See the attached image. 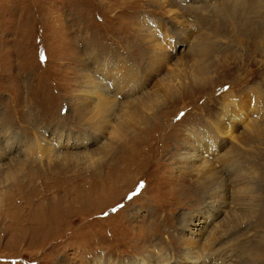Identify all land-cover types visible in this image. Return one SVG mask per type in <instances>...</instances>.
<instances>
[{"label":"rangeland","instance_id":"374dc122","mask_svg":"<svg viewBox=\"0 0 264 264\" xmlns=\"http://www.w3.org/2000/svg\"><path fill=\"white\" fill-rule=\"evenodd\" d=\"M154 1L0 0V264H187L185 243L223 223L212 254L264 264V0H157L163 12ZM202 38L211 69L195 82L190 55ZM110 62L128 66L130 85L101 97ZM101 98H113L108 112L95 106ZM125 105L142 122L128 120L120 138L112 131ZM149 105L161 106L145 121ZM226 108L229 131L209 130ZM41 142L53 154L33 150ZM193 151L226 190L218 182L200 196L184 171ZM222 157L248 170L260 198L248 180L234 198L239 178Z\"/></svg>","mask_w":264,"mask_h":264},{"label":"bare ground","instance_id":"6f19581e","mask_svg":"<svg viewBox=\"0 0 264 264\" xmlns=\"http://www.w3.org/2000/svg\"><path fill=\"white\" fill-rule=\"evenodd\" d=\"M112 1V0H111ZM115 2H116V4L118 3H122V4H120V5H118V7H120L121 5H123V2H126V0H124V1H122V2H120V1H118V0H114ZM153 1V0H152ZM155 3H157V2H159L160 4H158V5H160L159 6V8H158V10L160 9V11L161 12H163V7H165L168 3H166L167 1H157V0H155L154 1ZM219 2V1H218ZM129 3H131V0H129ZM126 4V3H125ZM135 4H137V2L135 3ZM132 4H127L126 6H124L123 5V7L125 8V7H127V6H131ZM116 6V5H115ZM122 7V8H123ZM227 7V6H226ZM121 8V9H122ZM202 8H204V7H202ZM224 8V7H223ZM207 11V10H206ZM209 11V10H208ZM221 11H224V9H222ZM227 11V8L225 9V11L223 12V13H225ZM218 12V11H217ZM220 12V11H219ZM259 12V11H258ZM205 13V12H204ZM208 13V12H207ZM202 14H203V12H202ZM235 14V13H234ZM218 21V20H217ZM264 24V23H263ZM260 25V24H259ZM249 26V25H248ZM251 26V25H250ZM255 27V26H254ZM256 29V28H255ZM260 29V28H259ZM250 30V29H249ZM253 30V29H252ZM261 30V29H260ZM112 32V31H111ZM113 33V32H112ZM156 34V33H155ZM158 34L159 33H157L156 34V39H157V41H158V38H159V36H158ZM258 34V33H257ZM154 37H155V35H154ZM255 37V36H254ZM259 37V36H258ZM204 38H202L201 39V41L200 42H198L199 43V46H198V49H195L194 50V52L190 55L191 57H193V58H195L194 60L196 61V63L194 64V66L192 65V67L194 68V67H196V68H198V70L200 71V74H198L197 75V77H196V80H195V82L197 81V80H203V79H205L206 77H208V75H209V73H210V69H211V67H210V65L207 63V61H206V59H208V57L207 56H209V53L211 52V50H210V52H208V50L206 49V48H204ZM209 46V45H208ZM213 46H215V45H213ZM209 49V48H208ZM168 50V49H167ZM164 51H166L165 49H164V46L161 44V47H160V49L158 50V51H156V52H154V55H157V54H159V58H160V55L161 56H163V52ZM165 54V53H164ZM165 57V56H164ZM165 59V58H164ZM161 60L163 61V58H161ZM156 62L158 63V65H160L161 63L159 62V61H157V58H155V57H153L152 58V66L154 65V64H156ZM93 63V62H92ZM89 64V63H88ZM103 69H102V73H103V75H104V81L105 82H103L105 85L104 86H101V89L99 90L100 91V93H101V97H106V94L107 93H110V89H109V87H111V84H114V86L118 89L120 86H129L130 84L129 83H126L125 82V80H123L124 79V76L125 75H128L127 73H126V69H128V66L126 65V64H121V63H116V64H113L112 62H110V63H104L103 64ZM191 67V68H192ZM206 71H205V70ZM122 72V74H120L119 72ZM195 74H194V77L193 78H195ZM191 79L190 81H194V79ZM88 79V78H87ZM127 79V81H129V79L128 78H126ZM187 80V79H186ZM89 81V80H88ZM191 82V83H192ZM89 83H96V84H98V83H100L101 84V82H99V81H95L94 79H93V77L90 79V81H89ZM96 84H95V86H96ZM186 84V83H185ZM168 85V83L166 84V86ZM171 86V85H170ZM118 92H119V90H118ZM117 93V92H116ZM96 94H98V91L96 92ZM257 94V93H256ZM88 96H89V94H88ZM87 96V97H88ZM141 96H144V94L143 95H141ZM143 98V97H142ZM257 98H259V97H257ZM84 99V98H83ZM107 100V104L109 105V104H111V103H113V98L112 99H106ZM137 100V99H136ZM144 100V99H143ZM151 100H152V98H151ZM259 100V99H258ZM95 101H97L96 99H95ZM101 101H103V99L101 98V100L99 101V102H97L96 103V105L95 106H97V107H100V108H104L105 109V111L104 112H108L109 111V107H108V105L107 104H104V103H102ZM149 101V100H148ZM132 102V101H131ZM142 102V101H141ZM145 102V101H144ZM259 103V102H258ZM110 106V105H109ZM161 106V105H160ZM160 106H158V107H156L155 109H153L154 110V112H153V114H152V111H151V105H149L148 107H147V109H148V111H149V113H148V115L145 117V121L151 116V114H152V116L151 117H155L156 116V113H157V110L160 108ZM111 107V106H110ZM137 108V107H136ZM225 108V107H224ZM83 110V109H82ZM99 112L98 113H101V111L99 110V109H97ZM122 110V113H121V116H120V119H119V125L116 127V128H113V131H112V134L114 135V136H118V137H124V135L126 134V132H127V128H128V126H129V123H126L128 120H135V125H137V124H140L142 121H141V118H142V112H141V109L139 108V109H134L131 113H130V111H129V109H128V105H125L124 107H123V109H121ZM147 111V112H148ZM104 112H102V113H104ZM156 112V113H155ZM227 113H228V110H227V108L225 109V111H224V113H223V115H222V117L223 118H221L218 122H214V124L212 125V128H210L209 130H212V131H214V130H216V133H227L229 130H228V125H229V122H228V118H227ZM87 117V116H86ZM113 117V116H112ZM158 117V116H157ZM231 118V117H230ZM96 119V118H95ZM102 119V118H101ZM104 122V121H103ZM118 123V122H117ZM101 125V124H100ZM144 125V124H143ZM248 126V125H247ZM94 128V127H93ZM128 130H129V128H128ZM251 131H253V130H251ZM262 131H263V129H262ZM215 132V131H214ZM214 132H210V133H214ZM129 133V132H128ZM255 133V132H254ZM61 134V133H60ZM124 134V135H123ZM215 134V133H214ZM261 134V133H260ZM262 134L264 135V132H262ZM127 135V134H126ZM206 136V133H204V132H200V134L198 135V140L201 142L202 140H203V138L201 137V136ZM229 135V134H228ZM63 136L64 135H60L59 136V138H60V141L62 142L63 141ZM85 136V135H84ZM208 136V135H207ZM206 136V137H207ZM258 136V135H257ZM256 136V137H257ZM112 137V136H111ZM252 137H253V135H252ZM261 137V136H260ZM54 138V137H53ZM257 138H259V137H257ZM263 138V137H262ZM262 138H260L259 140H261ZM209 139V138H208ZM244 139V138H243ZM67 140H71L72 142H74V141H78L81 145H86L87 144V142H88V140H90V138H83V137H81L80 139H78L77 137H70L69 138V136H68V138H67ZM116 140V139H115ZM119 140V139H118ZM123 140V139H122ZM122 140H121V142H122ZM257 140V139H256ZM206 141V140H205ZM39 142V141H38ZM43 142V141H42ZM40 143V146H39V148H37V149H33V150H43L44 152L43 153H39V155H43V156H46V153L45 152H47L48 153V155L50 156L51 155V153H52V148H50V146H49V144H47L46 146H44V144L43 143ZM124 142V141H123ZM208 142V141H207ZM64 143V142H63ZM68 145V144H67ZM192 145H194V144H192ZM196 145V144H195ZM26 146V145H25ZM118 146V145H117ZM34 147V146H33ZM113 147V146H112ZM192 147V146H191ZM212 147V146H211ZM26 148H27V146H26ZM114 148H115V146H114ZM112 149V148H111ZM196 149V148H195ZM33 150H30V152H32ZM55 151V150H54ZM58 151V150H57ZM228 152V151H227ZM231 152V151H230ZM53 154V153H52ZM199 154V153H198ZM231 154V153H230ZM55 155V154H54ZM200 155V154H199ZM234 155V154H233ZM232 156V155H231ZM242 156V155H241ZM194 157H196V152L195 151H193V152H190V155L188 156V167H187V165H186V170H184V171H188V173H193L194 172V174H193V176L195 177V176H197V179H196V181L199 183V187L201 188V191L202 190H204L205 191V195L203 196V194L202 195H200V196H202V197H205V196H207V195H209V196H212V195H214V193L213 192H211V191H213L217 186H218V182H220L221 184H225L224 185V189L226 190V183H223V180H220V178L221 177H219V179L218 178H216V176L215 175H218L217 174V172L216 171H214V168H215V166L214 165H212V164H210V163H206L207 165H206V167L207 168H197L196 166H197V164H195L194 162H193V158ZM243 157V156H242ZM199 158V157H198ZM227 158H229V156L227 157ZM233 158V157H232ZM200 159V158H199ZM184 160V159H183ZM202 160V159H201ZM185 161V160H184ZM203 161V160H202ZM199 162H201V161H198V163ZM257 162V161H256ZM221 163L222 164H226L227 162L225 161V159L222 157L221 158ZM230 164H231V161H230ZM236 164H237V162H236ZM261 163H257L256 165L258 166V165H260ZM202 165V164H201ZM203 165H205L204 163H203ZM254 165V164H253ZM242 166L243 165H241V167H231L230 165H229V163H227V165H226V167H224V169H225V172H227V173H229V174H232V176L234 175V172H237L234 176L235 177H238L239 178V182L236 184V183H234L235 184V187H237V189H234V198L235 199H237V201H239L240 199H241V196H240V194H242V191H240L238 188V186H239V184H242V183H244L246 180H248V183H247V189L249 190V192H254V194H253V198L254 197H259L261 194L260 193H258V191L255 189L256 187H258L257 186V182L256 181H254V182H252L250 179L252 178L251 176H250V174L248 173V170L246 171V172H243V169H242ZM262 170V169H261ZM258 174H259V172H258ZM221 175V174H220ZM225 175H223V177H224ZM231 176V177H232ZM234 176H233V178L231 179V181L234 179ZM189 177V176H188ZM193 177V178H194ZM226 177V176H225ZM254 177V176H253ZM230 178V177H229ZM253 179V178H252ZM233 182H234V180H233ZM188 184H190L191 185V191H192V185L194 184V183H192V181L191 182H188ZM219 187V186H218ZM218 187L216 188V189H218ZM240 187H242V186H240ZM184 188V187H183ZM222 188H223V186H222ZM221 188V189H222ZM195 193H198L196 190L194 191ZM244 192V191H243ZM202 193V192H201ZM247 193V192H246ZM245 193V194H246ZM262 193V192H261ZM264 194V193H263ZM247 195H248V193H247ZM243 196V195H242ZM214 197V196H213ZM247 197V196H246ZM212 198V197H211ZM260 198V197H259ZM259 198H255V200L254 201H256L257 202V204H258V202H259ZM223 199V198H222ZM243 199V198H242ZM248 199V198H247ZM221 200V199H220ZM224 202V201H223ZM243 202V201H242ZM251 202V201H250ZM240 204V203H239ZM256 204V203H255ZM254 202L252 203V207H249V210H247V211H251V213H249V214H252V216H253V213H255V211H258L255 207H254ZM245 206V205H244ZM245 213H246V211H245ZM234 214V213H233ZM232 214V216H230L229 217V219L230 220H233V221H237L238 222V218L236 219V220H234V218H235V216L237 215V213L236 214H234L233 215ZM249 214H246V215H249ZM210 215V214H209ZM257 215V214H256ZM234 217V218H233ZM237 217V216H236ZM188 218V217H187ZM255 218V217H254ZM187 220V219H186ZM228 220V219H227ZM251 221V220H250ZM252 222V221H251ZM220 225H221V227L222 226H225V224L223 223V224H219L217 227H219L217 230H212V231H210V233L207 235V236H205L206 238H205V240H204V242H197V241H195V240H189L188 242H186L185 244L188 246L187 247V249H186V251H185V255H186V261H187V264L188 263H191V264H197V262H196V257L194 256L195 254H201L202 255V257L204 256V255H208L207 257H205L203 260H200V261H202V262H205L204 264H230L229 262H227L226 260H224L223 258H221L220 257V255H223V253L222 252H220V249H218L219 250V252L218 253H214V254H212L213 253V251H212V248H213V246L215 247V245L217 244V241L219 240V238H221V235H220V233H222V236L224 237V236H226V235H228V230H226V229H222V230H220ZM249 225V224H248ZM247 225V226H248ZM180 227V226H179ZM220 231V232H219ZM219 232V233H218ZM185 238V237H184ZM204 238V237H203ZM184 244V243H183ZM191 246H194V247H192L191 248ZM212 254V255H211ZM152 255V253L150 254V256ZM201 255H200V257H201ZM211 255V256H210ZM196 259V260H195ZM241 260L239 261V262H232L231 264H248L247 263V260H246V258H240ZM257 259V258H256ZM256 259H255V261H256ZM249 262H250V260H248ZM146 262V261H145ZM185 263V262H184ZM126 264H153V262L152 261H148L147 263H141V262H138V261H133V260H130V259H128L127 261H126ZM186 264V263H185Z\"/></svg>","mask_w":264,"mask_h":264}]
</instances>
